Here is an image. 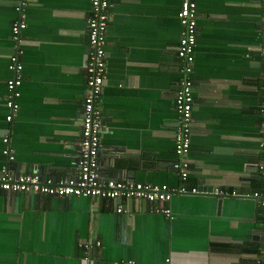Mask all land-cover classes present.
<instances>
[{
  "label": "crops",
  "instance_id": "crops-1",
  "mask_svg": "<svg viewBox=\"0 0 264 264\" xmlns=\"http://www.w3.org/2000/svg\"><path fill=\"white\" fill-rule=\"evenodd\" d=\"M102 94L101 172L182 185L173 168L182 81L194 97L190 177L226 196L177 194L169 218L147 201L40 197L0 191V264H259L263 210L259 130L264 100L260 0H198L191 76L178 56L181 0H111ZM17 0H0V174L10 139L18 174L78 171L89 61L90 0H31L21 44ZM22 50L19 112L6 117L11 57ZM236 191L238 195H232ZM101 242L86 252L81 243Z\"/></svg>",
  "mask_w": 264,
  "mask_h": 264
},
{
  "label": "built area",
  "instance_id": "built-area-1",
  "mask_svg": "<svg viewBox=\"0 0 264 264\" xmlns=\"http://www.w3.org/2000/svg\"><path fill=\"white\" fill-rule=\"evenodd\" d=\"M31 0H17L16 10L20 14V20L12 26V36L17 44H21V35L27 28L24 19V11L29 8ZM91 11L87 22L88 57L86 67V94L82 105V127L79 140L78 171L71 175L55 176L53 172H35L33 174H18L12 164L16 160L14 150L10 146V139L5 138V148L2 151L7 161L0 174V191L5 194H35L40 197H83L91 199H106L115 202L118 213L125 212L121 202L134 200L147 201L155 213L171 217L172 210L169 202L177 194L182 195H215L223 198L224 190H202L198 187H189L187 181L190 176L189 154L191 150V134L193 127L194 97L192 82L190 79L182 81V86L175 99V110L179 115L177 132L175 137V152L177 159L173 168L178 172L182 185L179 189H171L167 185H151L136 183L130 180L116 177H106L101 170L102 155V94L107 70L106 48L107 30L111 15V0H90ZM262 16V44L259 48L261 66L264 70V0H260ZM178 18L182 33L178 46V56L185 64L184 72L191 76L195 62V50L198 40V0H181ZM22 50L11 57L9 65L14 77L7 82L8 96L6 106L9 114L8 122H13L19 112L18 103L21 97L20 87L23 81V63L20 60ZM262 90L264 93V73L262 75ZM262 125L259 130L260 150L262 159L258 165L262 179V188L253 193L252 198L261 206L264 216V100L260 109ZM232 195H238L236 191ZM262 247L259 264H264V220L261 233ZM101 242L81 243L80 247L86 252L100 247ZM119 264V263H116ZM129 264H135L129 262ZM165 264H170L167 260Z\"/></svg>",
  "mask_w": 264,
  "mask_h": 264
},
{
  "label": "bare ground",
  "instance_id": "bare-ground-1",
  "mask_svg": "<svg viewBox=\"0 0 264 264\" xmlns=\"http://www.w3.org/2000/svg\"><path fill=\"white\" fill-rule=\"evenodd\" d=\"M190 177V176H189ZM182 181V180H181ZM188 181H189V179H188ZM188 181H187V184L189 185V187H192L189 183H188Z\"/></svg>",
  "mask_w": 264,
  "mask_h": 264
}]
</instances>
